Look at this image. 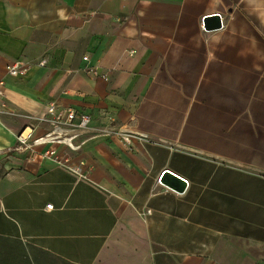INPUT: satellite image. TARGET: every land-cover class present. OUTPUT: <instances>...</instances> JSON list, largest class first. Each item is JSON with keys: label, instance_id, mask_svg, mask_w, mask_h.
<instances>
[{"label": "crops", "instance_id": "1", "mask_svg": "<svg viewBox=\"0 0 264 264\" xmlns=\"http://www.w3.org/2000/svg\"><path fill=\"white\" fill-rule=\"evenodd\" d=\"M0 80V264H264V0H0Z\"/></svg>", "mask_w": 264, "mask_h": 264}, {"label": "built area", "instance_id": "2", "mask_svg": "<svg viewBox=\"0 0 264 264\" xmlns=\"http://www.w3.org/2000/svg\"><path fill=\"white\" fill-rule=\"evenodd\" d=\"M87 60V58H84ZM46 61H43L41 65H45ZM7 72L11 76L19 77L25 76L27 69L21 67L19 64H11L6 68ZM5 84L0 80V109L5 107ZM46 117L49 119V123L53 127V131L44 137L38 139L33 138L32 131H23L18 136V145L21 149H33L36 146H42L47 144H55L62 142V136L68 131L75 130H87L91 123V117L84 113H79L72 108L58 109L54 103L49 104L47 108ZM60 132V134H57ZM125 144L131 143V136L125 135L123 137ZM38 159H48L55 163L57 166L67 170L69 173L77 177L78 180L85 181L89 184H94L88 172H85L83 166L85 163L80 162L74 164L71 157L66 153H60L54 146L49 147L45 151L37 155ZM53 206H47V209H52Z\"/></svg>", "mask_w": 264, "mask_h": 264}, {"label": "water", "instance_id": "3", "mask_svg": "<svg viewBox=\"0 0 264 264\" xmlns=\"http://www.w3.org/2000/svg\"><path fill=\"white\" fill-rule=\"evenodd\" d=\"M205 28H211V29H219L221 28V18L219 15H215L213 17L206 18L204 21ZM210 25V26H209ZM165 184H169L172 187H175L176 189L183 192L185 190V182L181 178L167 172L165 173Z\"/></svg>", "mask_w": 264, "mask_h": 264}]
</instances>
